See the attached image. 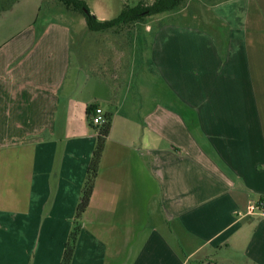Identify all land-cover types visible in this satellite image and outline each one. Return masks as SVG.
I'll return each mask as SVG.
<instances>
[{"label": "crops", "instance_id": "0c3cea01", "mask_svg": "<svg viewBox=\"0 0 264 264\" xmlns=\"http://www.w3.org/2000/svg\"><path fill=\"white\" fill-rule=\"evenodd\" d=\"M15 1L0 10V264L62 263L94 104L112 127L70 264H264V216L248 214L264 201V0L147 17L140 73L123 63L139 53H107L114 30L80 55L70 23Z\"/></svg>", "mask_w": 264, "mask_h": 264}, {"label": "trees", "instance_id": "16d2710c", "mask_svg": "<svg viewBox=\"0 0 264 264\" xmlns=\"http://www.w3.org/2000/svg\"><path fill=\"white\" fill-rule=\"evenodd\" d=\"M53 1L62 3L68 10L81 14L85 18L88 31L93 33H106L112 30H119L130 25L133 26L136 23L144 21L147 17L173 11L177 9L185 0H155V2L150 5L139 2L136 6H128L124 8L117 17L104 21L98 19L97 16L92 13L84 0ZM97 107L98 106L94 104L88 108V119H91L93 112ZM106 118L107 122L102 125L100 129L97 146L88 168L87 178L82 190V196L77 210L75 228L70 236L69 242L66 245L61 264H70L72 261L74 246L81 229L80 221L87 211L94 193L102 155L112 127L111 118L109 116Z\"/></svg>", "mask_w": 264, "mask_h": 264}, {"label": "rangeland", "instance_id": "374dc122", "mask_svg": "<svg viewBox=\"0 0 264 264\" xmlns=\"http://www.w3.org/2000/svg\"><path fill=\"white\" fill-rule=\"evenodd\" d=\"M14 0H0V10L8 4V2L12 3ZM17 1V0H16ZM15 1V2H16ZM20 5H27L31 3H35L37 6H39V10L37 11V17L39 18V21L49 19L51 16L57 17L58 19L63 20L65 23H70V25L73 27V31L75 34H78L80 38H82L85 42V50L84 53L80 52V55H87L89 54V38L88 35H98V33H92L87 30L86 21L85 18L76 12L66 10L67 8L62 3L56 2L58 4L57 8H52L49 3H51L52 0H20ZM90 10L97 11L100 10V12L103 13V15L108 18L109 20L117 17L121 11L126 7H133L136 6L139 2H143L147 5H150L155 2V0H84ZM17 5V3H15ZM56 5V4H55ZM17 9V8H16ZM19 9V8H18ZM25 11H29L28 6L26 7ZM148 21V20H146ZM144 22V21H142ZM143 26L140 25H130L128 27H123L119 30H114L109 34V41L114 42H122L121 45L112 46L111 48L107 47L108 54L113 55L117 51H124V52H130L133 53H139L138 54V60H131L127 59L125 62L126 67H128L131 70H136L137 72L144 71L148 69L150 66L148 64V60L145 54H147L148 50V44H146V39L150 37V34L146 33L145 30L142 29ZM117 31V32H115ZM148 41V40H147ZM88 42V44H87ZM111 45V44H110ZM73 51H77L79 53V50H76V48L73 46ZM83 51V50H82ZM87 66V64H86ZM88 67V66H87Z\"/></svg>", "mask_w": 264, "mask_h": 264}, {"label": "built area", "instance_id": "2783aa9c", "mask_svg": "<svg viewBox=\"0 0 264 264\" xmlns=\"http://www.w3.org/2000/svg\"><path fill=\"white\" fill-rule=\"evenodd\" d=\"M107 122V118L104 114V111L97 107L93 115L90 119V123L95 126H102ZM249 215H261L264 216V201H259L257 203H251L249 205V210H248Z\"/></svg>", "mask_w": 264, "mask_h": 264}]
</instances>
